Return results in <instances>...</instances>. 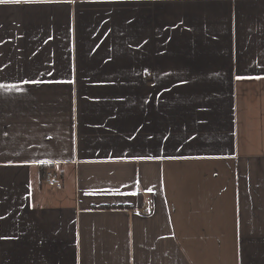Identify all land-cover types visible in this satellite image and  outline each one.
Wrapping results in <instances>:
<instances>
[{
  "label": "crops",
  "instance_id": "obj_1",
  "mask_svg": "<svg viewBox=\"0 0 264 264\" xmlns=\"http://www.w3.org/2000/svg\"><path fill=\"white\" fill-rule=\"evenodd\" d=\"M0 264H264V0L0 3Z\"/></svg>",
  "mask_w": 264,
  "mask_h": 264
},
{
  "label": "built area",
  "instance_id": "obj_2",
  "mask_svg": "<svg viewBox=\"0 0 264 264\" xmlns=\"http://www.w3.org/2000/svg\"><path fill=\"white\" fill-rule=\"evenodd\" d=\"M44 183L51 185L55 188H60L61 187V178L60 175L53 171V170H49L46 172L45 174V180ZM144 211L147 212V206H144Z\"/></svg>",
  "mask_w": 264,
  "mask_h": 264
},
{
  "label": "snow or ice",
  "instance_id": "obj_3",
  "mask_svg": "<svg viewBox=\"0 0 264 264\" xmlns=\"http://www.w3.org/2000/svg\"><path fill=\"white\" fill-rule=\"evenodd\" d=\"M32 2H40V0H0V3H14V4H20V3H32Z\"/></svg>",
  "mask_w": 264,
  "mask_h": 264
},
{
  "label": "trees",
  "instance_id": "obj_4",
  "mask_svg": "<svg viewBox=\"0 0 264 264\" xmlns=\"http://www.w3.org/2000/svg\"><path fill=\"white\" fill-rule=\"evenodd\" d=\"M51 170V168L49 166H40L39 168V175H40V179L44 182L45 180V174L47 171Z\"/></svg>",
  "mask_w": 264,
  "mask_h": 264
}]
</instances>
